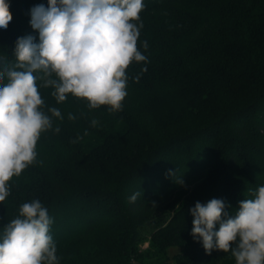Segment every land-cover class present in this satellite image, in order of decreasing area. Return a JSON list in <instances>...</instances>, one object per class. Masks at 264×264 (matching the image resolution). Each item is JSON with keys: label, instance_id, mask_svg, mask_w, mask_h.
<instances>
[{"label": "trees", "instance_id": "trees-1", "mask_svg": "<svg viewBox=\"0 0 264 264\" xmlns=\"http://www.w3.org/2000/svg\"><path fill=\"white\" fill-rule=\"evenodd\" d=\"M6 2L12 20L0 28V58L12 60L17 38L39 42L30 10L48 0ZM143 3L138 45L147 63L127 70L122 111L102 106L82 128L53 129L59 149L38 143V162L11 183L15 206L0 204V233L22 203L39 199L53 218L58 264H235L230 252L206 254L193 239L190 209L217 198L232 213L264 186V0ZM193 180L168 223L151 229L145 260L137 244L147 217Z\"/></svg>", "mask_w": 264, "mask_h": 264}, {"label": "clouds", "instance_id": "clouds-1", "mask_svg": "<svg viewBox=\"0 0 264 264\" xmlns=\"http://www.w3.org/2000/svg\"><path fill=\"white\" fill-rule=\"evenodd\" d=\"M144 7L143 0H48L47 7L30 10L39 42L32 35L19 37L14 59L0 58V204L10 195V181L38 162L41 134L53 130V118H64L56 107L44 111L41 88L51 89L58 104L71 95L89 110L122 111L127 70L133 62L147 63L138 45ZM11 20L9 3L0 0V28ZM68 119L76 117L69 113ZM140 196L135 192L129 200ZM230 207L223 199L197 201L190 209L193 239L206 254L230 252L235 264H264V186L235 212L226 211ZM52 224L39 199L22 203L0 233V264H58Z\"/></svg>", "mask_w": 264, "mask_h": 264}, {"label": "rangeland", "instance_id": "rangeland-1", "mask_svg": "<svg viewBox=\"0 0 264 264\" xmlns=\"http://www.w3.org/2000/svg\"><path fill=\"white\" fill-rule=\"evenodd\" d=\"M50 90V91H49ZM51 89H43L41 91V95L45 101V108L44 111H47L48 108L56 107L58 108L62 116L64 117L63 120H59L56 118H53V129L56 127H59L60 129H69V128H82L81 125H84L82 120L86 117L90 112H88V108H83L84 106H73L69 100L67 99L66 102L62 104H58L55 99L51 96ZM87 109V110H86ZM83 110V111H82ZM72 113L76 119L75 120H69L68 114ZM79 116V118H78ZM81 116V117H80ZM83 120V121H84ZM53 130H49L45 133L41 134L40 140L38 143H42L46 148H50L51 150H55V147H57V142L54 141V138L50 137V132ZM59 149V147H57ZM16 177L10 181V186L13 181H16ZM196 181H187L184 184H182L179 189L169 198L167 201L159 206L153 213L150 214V216L147 217L148 223H151V226L147 228V230L144 232L143 237L139 240L137 247L140 255L145 258H147L148 253L147 251L150 249V238H151V229L155 228L161 229L163 226H165L169 221V216H171L175 210L178 208L180 203L189 195L191 192L196 188ZM12 199L7 198L3 204L8 208L13 205L15 206L14 202L10 201ZM227 202L226 200H224ZM8 203V206H7ZM12 209V208H9ZM14 209V208H13ZM154 225V226H153ZM179 251V248L176 246H172L169 248L168 253L171 257V259L174 258V255Z\"/></svg>", "mask_w": 264, "mask_h": 264}]
</instances>
